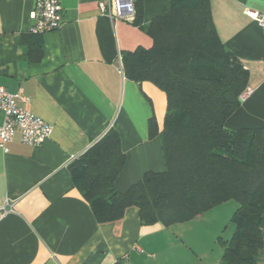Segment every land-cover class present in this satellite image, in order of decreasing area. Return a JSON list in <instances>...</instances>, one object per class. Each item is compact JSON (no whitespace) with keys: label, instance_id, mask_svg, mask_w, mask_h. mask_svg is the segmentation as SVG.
<instances>
[{"label":"crops","instance_id":"0c3cea01","mask_svg":"<svg viewBox=\"0 0 264 264\" xmlns=\"http://www.w3.org/2000/svg\"><path fill=\"white\" fill-rule=\"evenodd\" d=\"M106 1L61 0L60 27L33 34L34 1L0 0V85L25 95L18 104L53 125L40 147L23 143L19 131L8 151L0 147V264H219L224 246L213 253L206 241L213 245L221 229L229 230L227 217L237 208L231 200L170 225L144 223L136 206L120 221L100 223L76 186L70 163L110 129L126 156L116 189L125 192L147 172L166 170L161 136L150 127L155 118L158 130L164 128L166 93L128 78L119 56L153 45L148 26L171 1L144 0L141 25L111 19ZM208 2L220 40L249 72L242 103L226 126L264 127V27L249 13L264 11V0ZM41 51V60L32 59ZM261 227L264 237V215ZM256 260L264 264V245Z\"/></svg>","mask_w":264,"mask_h":264},{"label":"trees","instance_id":"16d2710c","mask_svg":"<svg viewBox=\"0 0 264 264\" xmlns=\"http://www.w3.org/2000/svg\"><path fill=\"white\" fill-rule=\"evenodd\" d=\"M134 1L133 22L141 25L144 0ZM170 1V9L148 26L153 45L121 55L128 78L151 81L166 93L163 130L155 118L150 124L161 136L166 170L147 172L125 192L116 189L126 160L116 129L69 169L100 223L120 221L136 206L144 223L170 225L236 200L235 231L228 240L219 237L224 246L219 264H258L256 254L264 245V127L226 126L242 103L249 72L220 40L208 0ZM105 44L113 58L111 31Z\"/></svg>","mask_w":264,"mask_h":264},{"label":"built area","instance_id":"2783aa9c","mask_svg":"<svg viewBox=\"0 0 264 264\" xmlns=\"http://www.w3.org/2000/svg\"><path fill=\"white\" fill-rule=\"evenodd\" d=\"M102 7L111 19L135 18L134 0H108L102 2ZM249 13L264 27V11L249 10ZM30 18L32 21L30 32L33 34H43L59 28L64 19L61 0H36L34 8L30 11ZM119 60L123 70L121 56ZM25 99H27L25 95L11 93L0 85V111L4 114V121L0 124V147L4 151L9 150L8 144L15 139L17 131L20 132L23 143L35 147L42 146L52 136L51 123L18 104V100ZM2 209L6 210L5 205Z\"/></svg>","mask_w":264,"mask_h":264},{"label":"rangeland","instance_id":"374dc122","mask_svg":"<svg viewBox=\"0 0 264 264\" xmlns=\"http://www.w3.org/2000/svg\"><path fill=\"white\" fill-rule=\"evenodd\" d=\"M232 202H229V203H236L237 204V206H238V202L236 201V200H231ZM228 218V221L230 222V224L228 225V229L229 230H225V228L224 229H221V231L219 232V233H217V235L214 237L215 239L218 237V235L219 234H221L222 233V238L224 239V238H227V236H229V234H230V230L232 229V227H235L234 226V224H231V221H230V217H227ZM227 228V227H226ZM215 241V240H214ZM222 242L221 241H215L214 242V244L212 245V239H211V243H209V241L207 240L206 241V246H207V249L208 250H212V251H214L213 253H216L215 251H217L218 249H223L222 248ZM211 252V251H210Z\"/></svg>","mask_w":264,"mask_h":264},{"label":"water","instance_id":"95a60500","mask_svg":"<svg viewBox=\"0 0 264 264\" xmlns=\"http://www.w3.org/2000/svg\"><path fill=\"white\" fill-rule=\"evenodd\" d=\"M36 4V0H34V5Z\"/></svg>","mask_w":264,"mask_h":264}]
</instances>
